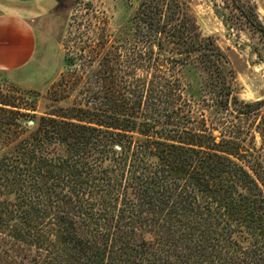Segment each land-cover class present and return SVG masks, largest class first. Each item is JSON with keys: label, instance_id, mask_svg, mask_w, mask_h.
<instances>
[{"label": "trees", "instance_id": "16d2710c", "mask_svg": "<svg viewBox=\"0 0 264 264\" xmlns=\"http://www.w3.org/2000/svg\"><path fill=\"white\" fill-rule=\"evenodd\" d=\"M136 1L49 90L76 103L0 90V264H264V99L186 2Z\"/></svg>", "mask_w": 264, "mask_h": 264}, {"label": "rangeland", "instance_id": "374dc122", "mask_svg": "<svg viewBox=\"0 0 264 264\" xmlns=\"http://www.w3.org/2000/svg\"><path fill=\"white\" fill-rule=\"evenodd\" d=\"M182 1L188 4L201 35L211 37L226 54L234 72L233 89L238 99L243 102L263 100L264 33L248 23L235 7L236 0ZM240 1L264 25V0ZM136 6V0H61L55 10L36 25L35 82L30 86L19 84L18 77L0 71V90L28 91L35 105L31 113L36 116L60 113L61 108L65 109L81 99V94L79 88H75L69 97L55 100L49 93L52 85L62 76L70 77L74 70L80 73L79 55L88 50L95 33L104 25L114 33L120 31ZM38 70L43 71L42 75ZM225 113V109L207 108L205 117L213 121ZM28 124L32 125L33 121H28ZM256 143H259L258 136Z\"/></svg>", "mask_w": 264, "mask_h": 264}, {"label": "crops", "instance_id": "0c3cea01", "mask_svg": "<svg viewBox=\"0 0 264 264\" xmlns=\"http://www.w3.org/2000/svg\"><path fill=\"white\" fill-rule=\"evenodd\" d=\"M61 0H0V71L26 86L35 82L38 50L36 25ZM40 75L43 71L38 70Z\"/></svg>", "mask_w": 264, "mask_h": 264}]
</instances>
